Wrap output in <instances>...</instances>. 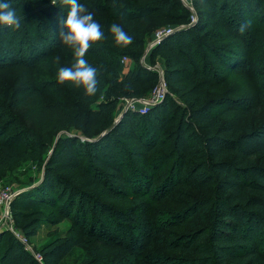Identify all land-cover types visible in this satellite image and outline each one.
<instances>
[{
  "label": "trees",
  "instance_id": "trees-1",
  "mask_svg": "<svg viewBox=\"0 0 264 264\" xmlns=\"http://www.w3.org/2000/svg\"><path fill=\"white\" fill-rule=\"evenodd\" d=\"M86 1L78 0L81 4ZM133 1L141 6L127 8L117 16L119 24L133 37V44L125 49L117 47L109 31L111 24L101 26L106 39L93 44L85 59L96 66L98 87L103 86L105 94L112 90L111 96L139 99L156 85L158 76L138 63L140 44L133 25L137 17L155 14L152 4L157 0ZM203 1L207 2V9L193 1L199 15L194 25L186 26L183 16L178 15L180 28L160 39L149 52L151 62L156 57L161 59L163 81L179 103L165 95L146 112L127 108L121 117L122 122L127 121L122 125L125 128L141 127L146 135L144 140L132 139L125 143L126 152L121 153L116 150L118 144L111 132L104 133L100 140L83 142L72 136L58 138L35 188L40 186L41 198L46 200L39 202L58 204L61 216H72L78 229L73 237L40 245L42 264H59L73 247L86 246L87 239L140 255L162 237L172 222L181 225L184 218L196 212L208 215V225L182 241L168 242L166 249L181 255L194 252L199 256V264H264V115L259 122L252 123L248 117L242 119L247 112L254 111L252 106L240 111L215 108L208 98L211 88L224 82L225 71L236 68V57L242 54L235 44L218 42L216 26L222 24L245 36L248 42L257 33V25L264 22V0ZM10 3L17 14L29 4L27 0ZM56 4L60 11L46 12L40 19L27 16L19 30L0 25V68L31 66L43 58L53 67L61 41L59 31L70 8L61 0H56ZM44 19H48L45 25ZM246 21H251V26L241 34L240 25ZM27 24H31L32 34L25 29ZM34 36L37 40H33ZM122 56L135 64L120 76L110 69L109 63ZM97 95L83 103L90 105ZM258 104L264 110V99ZM71 109L75 115L73 126L85 137L90 138L105 121L100 111L89 109L81 115ZM170 110L175 123L170 127L173 137L169 157L148 162V154L161 146L158 137L166 127ZM10 121L11 115L0 105V170L14 162L21 146L31 138L17 126L15 136L2 139L1 132L8 130ZM123 155L143 169V187L138 194L153 187L151 197L163 200L178 193V189L189 188L199 191L201 197L185 202L180 212L172 210L155 222L148 199L128 194L127 184L132 186L134 180L123 172ZM163 164L167 170L160 174L158 170ZM158 174L160 181L156 184L154 177ZM32 196L15 197L9 205L15 225L26 236L34 235L40 224L36 216L42 214L39 202L33 201ZM0 264L38 263L15 237L1 230Z\"/></svg>",
  "mask_w": 264,
  "mask_h": 264
},
{
  "label": "rangeland",
  "instance_id": "rangeland-1",
  "mask_svg": "<svg viewBox=\"0 0 264 264\" xmlns=\"http://www.w3.org/2000/svg\"><path fill=\"white\" fill-rule=\"evenodd\" d=\"M27 1L29 4L22 7L17 14L22 18L36 15L40 19L44 13H54V9H58L56 0H54V5L53 0ZM193 1L200 8L207 9V2L205 3L203 0H191L188 8H184L180 4V0H157L152 4L155 7L154 15L140 16L134 20L135 37L140 44L138 57L140 65L147 67L157 63L161 67L160 58L156 57L153 62L148 58L149 52L154 46L151 43L159 32L162 33L165 29L179 26L178 15L183 16L186 26L194 25L199 20V15ZM84 5L88 11L94 13V19L103 27H109L113 23L119 24L117 17L119 13L127 8L141 6L133 0H88ZM58 11L60 10L58 9ZM47 21L48 19L42 20L44 25ZM216 27L219 33L218 42L235 44L242 51V54L236 57V68L225 69L224 82L219 86L212 87L208 98L213 100L215 108L223 106L240 111L252 106L254 111L247 112L242 116V119L248 117L252 123L259 122L264 115V110H261L258 104L260 100L264 99V22L257 25V33L254 37L249 38L248 42L245 36L242 37V35L228 30L222 24H218ZM25 29L29 34L33 33L31 24H27ZM33 40H37L36 36ZM143 56L144 58H142ZM123 57L125 56L117 59L112 58L111 63H109L110 69L120 76L132 69L135 64L127 57L123 60ZM74 63L73 49L60 41L59 48L54 55L52 68L45 58L37 60L31 66L10 65L0 68V105L12 118L8 130L5 128L2 130L1 138L5 140L7 137L9 139V137L15 136L17 126L23 129L22 134L31 135L28 142L21 146V151L17 154L14 162L0 170V186L11 187L16 192L13 198L33 195L31 199L36 203L46 201L41 198L43 190L39 189L40 186L35 187L41 181L43 167L58 138L72 136L83 142L90 139L100 140L104 133L111 132L118 144L116 150L121 153L126 152L125 143L131 142L135 138L141 140L146 138L141 127L135 126L131 130L129 127L122 126L127 123V121L122 122L121 117L127 111V103L131 98L111 96L114 94L112 90L109 91V96L105 94L106 89L100 86L98 87L97 98L90 105H85L83 102L88 99V96L85 95L82 87L78 88L67 83L61 85L57 82L59 68L70 67ZM92 66L96 67L95 65ZM34 88L38 91L37 95L34 93ZM164 89L166 90L164 97L167 95L172 102L179 103L177 98L167 90L166 85ZM151 90L152 87L148 88L145 95L139 100L149 99ZM133 106L136 107L138 113H141V102L135 103ZM71 108H75V112L81 115L89 109L100 111L101 116L105 117V121L101 122L100 129L96 130L90 138L85 137L80 130L73 126L75 115ZM170 114L171 110L167 115L166 127L158 137L161 146L154 148L148 154V162L152 161L150 159L161 157L165 160L169 157L173 137L170 127L175 123V118L170 117ZM122 159L124 174L128 175L130 180H134L132 186L127 184L128 194L148 199L150 214L155 222L158 219H163L172 210L180 212L185 202L201 197L199 191L189 188L178 189V193L163 200L151 197L150 191L153 187L149 188V192L138 194L143 187L142 180L144 178L141 174L143 169L139 165H133L126 155H123ZM109 161L113 163L112 160ZM166 167V164L160 166L158 170L160 174L166 173ZM136 171H139L141 175L138 176ZM154 181L156 184L160 181L159 174L154 177ZM46 198L48 200L49 196ZM38 207L42 214L36 216L39 218L40 224L33 236H26L22 228L15 225L10 208L11 218L8 222L2 223L0 217V231L9 232L24 246L38 264H42L37 256L40 245L49 241H61L73 237L76 235L78 226L72 221V216H61L58 204L49 206L39 202ZM172 224L165 228L161 238H156L152 246L140 255L122 252L117 246L104 247L100 242L87 239L86 246L73 247L59 264H199V256L196 253L181 255L172 249H166V244L170 241L173 242V240L182 241L189 234H197L208 225V215L204 212H196L184 218L181 225L174 224V222Z\"/></svg>",
  "mask_w": 264,
  "mask_h": 264
},
{
  "label": "clouds",
  "instance_id": "clouds-1",
  "mask_svg": "<svg viewBox=\"0 0 264 264\" xmlns=\"http://www.w3.org/2000/svg\"><path fill=\"white\" fill-rule=\"evenodd\" d=\"M61 3L70 8L59 31V38L63 44L73 49L75 63L70 67L59 68L57 82L61 85L70 82L75 87H82L86 96H94L100 83L97 78L98 70L85 59V56L93 44L106 39L105 33L94 19V13L88 11L84 4L78 0H61ZM22 19L11 6L10 0H0V25L19 30ZM250 26L251 21L241 24L240 33L244 34ZM109 31L117 47L125 49L133 44V37L122 25L113 23Z\"/></svg>",
  "mask_w": 264,
  "mask_h": 264
},
{
  "label": "built area",
  "instance_id": "built-area-1",
  "mask_svg": "<svg viewBox=\"0 0 264 264\" xmlns=\"http://www.w3.org/2000/svg\"><path fill=\"white\" fill-rule=\"evenodd\" d=\"M180 3L182 4V6L184 8H188V5H190L191 0H180ZM192 19H193V17H192ZM177 28H179V27H177ZM174 29H176V28H168V29H165L162 33L159 32V34L156 35V38L151 43V45L152 46L155 45L161 38L172 33L174 31ZM142 58H144V56ZM122 59L125 60L126 58L123 57ZM147 68L156 72V74L158 76V81H157L156 85H154L152 87L151 95H150L149 99L140 101L139 99L131 98L129 103H127V108L136 110L135 109L136 107H134L133 105L135 103L141 102V106H142V108L140 110L141 113L146 111L149 106H152V105L158 103L159 101H161L164 97V93H166V90L164 89L165 83H164L163 78H162V72H163L162 66L160 67L159 64L155 63V64H152V66L151 65L147 66ZM15 193L16 192H14L13 189L9 186H4V187L0 186V215H1L0 217H1L2 223L8 222L9 219L11 218L10 217V211H9V205H10L11 199L13 198ZM37 256L40 260V256L39 255H37Z\"/></svg>",
  "mask_w": 264,
  "mask_h": 264
},
{
  "label": "water",
  "instance_id": "water-1",
  "mask_svg": "<svg viewBox=\"0 0 264 264\" xmlns=\"http://www.w3.org/2000/svg\"><path fill=\"white\" fill-rule=\"evenodd\" d=\"M176 29H174V31H175Z\"/></svg>",
  "mask_w": 264,
  "mask_h": 264
}]
</instances>
